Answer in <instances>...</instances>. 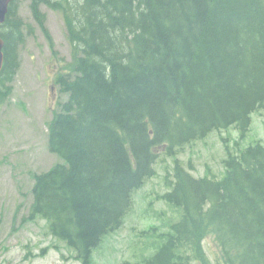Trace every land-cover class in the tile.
I'll use <instances>...</instances> for the list:
<instances>
[{
  "label": "trees",
  "instance_id": "obj_1",
  "mask_svg": "<svg viewBox=\"0 0 264 264\" xmlns=\"http://www.w3.org/2000/svg\"><path fill=\"white\" fill-rule=\"evenodd\" d=\"M41 5L61 12L71 60L54 80L67 99L48 123L47 148L61 162L33 175L28 220H44L93 264L163 155L173 169L157 198L171 210L139 232L141 264H210L209 236L217 264H264L261 142L226 144L220 179L195 178L177 158L213 130L233 127L241 139L264 108V0H30L52 45ZM23 27L13 0L0 25V104L12 92Z\"/></svg>",
  "mask_w": 264,
  "mask_h": 264
},
{
  "label": "rangeland",
  "instance_id": "obj_2",
  "mask_svg": "<svg viewBox=\"0 0 264 264\" xmlns=\"http://www.w3.org/2000/svg\"><path fill=\"white\" fill-rule=\"evenodd\" d=\"M14 7L25 27L24 42L18 49L19 67L10 85L12 92L0 104V264H81L64 241L49 234L44 220H28L33 175L61 162L47 148L48 123L67 99L54 80L71 60V46L61 12L40 6L51 45L32 15L30 0H14ZM255 140L264 146V108L251 115L250 127L241 139L233 127L213 130L187 144L177 158L195 178L220 179L225 172V145L234 151L235 142L246 148ZM164 158L161 155L154 165L156 175L133 193L132 208L123 224L93 251V264H141L143 256L148 255L144 249L147 238L139 232L160 223L155 212L170 214L171 210L157 198L170 190L164 178L172 173L173 159ZM203 248L210 264L221 262L212 237L203 241Z\"/></svg>",
  "mask_w": 264,
  "mask_h": 264
},
{
  "label": "water",
  "instance_id": "obj_3",
  "mask_svg": "<svg viewBox=\"0 0 264 264\" xmlns=\"http://www.w3.org/2000/svg\"><path fill=\"white\" fill-rule=\"evenodd\" d=\"M11 2L12 0H0V25H2L5 22L9 5L11 4ZM3 46H4V42L0 38V71L2 69L3 60H4L3 51H2Z\"/></svg>",
  "mask_w": 264,
  "mask_h": 264
},
{
  "label": "flooded vegetation",
  "instance_id": "obj_4",
  "mask_svg": "<svg viewBox=\"0 0 264 264\" xmlns=\"http://www.w3.org/2000/svg\"><path fill=\"white\" fill-rule=\"evenodd\" d=\"M8 97H9V95H8Z\"/></svg>",
  "mask_w": 264,
  "mask_h": 264
}]
</instances>
